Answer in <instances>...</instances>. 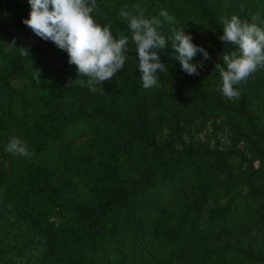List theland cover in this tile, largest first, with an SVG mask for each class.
<instances>
[{
  "label": "trees",
  "instance_id": "16d2710c",
  "mask_svg": "<svg viewBox=\"0 0 264 264\" xmlns=\"http://www.w3.org/2000/svg\"><path fill=\"white\" fill-rule=\"evenodd\" d=\"M97 5L95 22L129 38L103 94L23 23L28 0H0V264H264V68L236 100L213 73L235 50L222 21L264 19V0ZM121 11L162 21L159 87H143ZM173 28L209 52L198 75L174 61ZM12 137L32 155L7 152Z\"/></svg>",
  "mask_w": 264,
  "mask_h": 264
},
{
  "label": "clouds",
  "instance_id": "9594fccd",
  "mask_svg": "<svg viewBox=\"0 0 264 264\" xmlns=\"http://www.w3.org/2000/svg\"><path fill=\"white\" fill-rule=\"evenodd\" d=\"M31 6L29 18L23 23L41 39L52 42L60 50L68 54V63L75 65V79L81 87L87 86L92 93H104L102 83L115 77L126 62V51L129 43L127 36L115 39L110 31L111 24L101 26L95 22L94 13L97 10V0H28ZM120 15L128 21L131 30V42L135 44L139 57V69L145 89L159 87L158 73L169 72L161 61L158 50L166 47L165 36L158 33L162 21L131 15L121 11ZM160 17L174 23V17L167 11H161ZM259 22V23H257ZM223 35L219 37L224 44H231L235 50L224 54L214 66V72L221 78V86L217 91L228 99H239V86L246 84L249 76L258 68H264V19L259 13L251 17V22L233 15L223 20ZM171 47L175 53L174 61H178L181 70L188 75H198V67L193 58L200 53L203 60L210 59L209 52L202 46L192 42L190 34H185L183 28H173ZM16 47V40L7 44ZM21 55L29 56L26 48H18ZM37 70L34 79L40 81ZM234 85L237 86L234 88ZM14 155L30 157L27 144L18 137H12L6 148Z\"/></svg>",
  "mask_w": 264,
  "mask_h": 264
}]
</instances>
